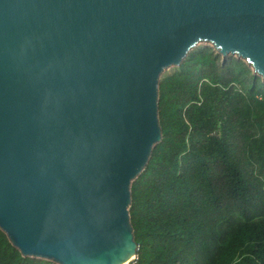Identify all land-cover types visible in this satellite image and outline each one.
Here are the masks:
<instances>
[{
  "label": "water",
  "instance_id": "95a60500",
  "mask_svg": "<svg viewBox=\"0 0 264 264\" xmlns=\"http://www.w3.org/2000/svg\"><path fill=\"white\" fill-rule=\"evenodd\" d=\"M201 42L264 80V0H0V229L23 256L137 259L161 76Z\"/></svg>",
  "mask_w": 264,
  "mask_h": 264
},
{
  "label": "trees",
  "instance_id": "16d2710c",
  "mask_svg": "<svg viewBox=\"0 0 264 264\" xmlns=\"http://www.w3.org/2000/svg\"><path fill=\"white\" fill-rule=\"evenodd\" d=\"M162 140L132 184L130 264H264V80L195 47L160 80ZM0 264L23 256L0 229Z\"/></svg>",
  "mask_w": 264,
  "mask_h": 264
},
{
  "label": "rangeland",
  "instance_id": "374dc122",
  "mask_svg": "<svg viewBox=\"0 0 264 264\" xmlns=\"http://www.w3.org/2000/svg\"><path fill=\"white\" fill-rule=\"evenodd\" d=\"M207 45H208V46H209V45L211 46L210 43H207V42H201V43H199L196 47H204V46H207ZM228 57H229V56H228ZM176 69H177L176 66L169 67V68L166 69L165 72L162 74L161 79H162L163 77L169 75V74H172L173 72L176 71ZM128 264H129V263H128Z\"/></svg>",
  "mask_w": 264,
  "mask_h": 264
},
{
  "label": "built area",
  "instance_id": "2783aa9c",
  "mask_svg": "<svg viewBox=\"0 0 264 264\" xmlns=\"http://www.w3.org/2000/svg\"><path fill=\"white\" fill-rule=\"evenodd\" d=\"M46 261V264H61L57 261H54V260H45Z\"/></svg>",
  "mask_w": 264,
  "mask_h": 264
},
{
  "label": "bare ground",
  "instance_id": "6f19581e",
  "mask_svg": "<svg viewBox=\"0 0 264 264\" xmlns=\"http://www.w3.org/2000/svg\"><path fill=\"white\" fill-rule=\"evenodd\" d=\"M125 264H128V263H125Z\"/></svg>",
  "mask_w": 264,
  "mask_h": 264
},
{
  "label": "clouds",
  "instance_id": "9594fccd",
  "mask_svg": "<svg viewBox=\"0 0 264 264\" xmlns=\"http://www.w3.org/2000/svg\"><path fill=\"white\" fill-rule=\"evenodd\" d=\"M130 264V263H129Z\"/></svg>",
  "mask_w": 264,
  "mask_h": 264
}]
</instances>
